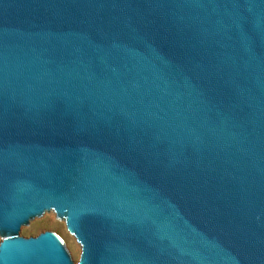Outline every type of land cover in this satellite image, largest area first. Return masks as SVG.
Here are the masks:
<instances>
[{"label":"water","instance_id":"water-1","mask_svg":"<svg viewBox=\"0 0 264 264\" xmlns=\"http://www.w3.org/2000/svg\"><path fill=\"white\" fill-rule=\"evenodd\" d=\"M264 264V0H0V264Z\"/></svg>","mask_w":264,"mask_h":264},{"label":"rangeland","instance_id":"rangeland-1","mask_svg":"<svg viewBox=\"0 0 264 264\" xmlns=\"http://www.w3.org/2000/svg\"><path fill=\"white\" fill-rule=\"evenodd\" d=\"M47 230L54 232L58 237L62 238L63 243L72 257L77 264H80L82 256L81 244L77 240L74 232L68 227L67 222L58 213H50L44 223L37 221V227L25 237L38 236ZM5 238L0 234V244Z\"/></svg>","mask_w":264,"mask_h":264},{"label":"bare ground","instance_id":"bare-ground-1","mask_svg":"<svg viewBox=\"0 0 264 264\" xmlns=\"http://www.w3.org/2000/svg\"><path fill=\"white\" fill-rule=\"evenodd\" d=\"M59 239H61V241H63L62 238L59 237Z\"/></svg>","mask_w":264,"mask_h":264}]
</instances>
